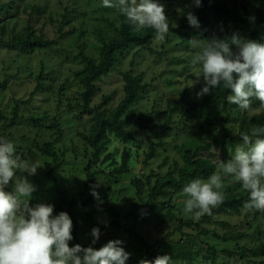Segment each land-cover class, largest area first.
<instances>
[{"label": "rangeland", "instance_id": "obj_1", "mask_svg": "<svg viewBox=\"0 0 264 264\" xmlns=\"http://www.w3.org/2000/svg\"><path fill=\"white\" fill-rule=\"evenodd\" d=\"M205 1L212 13L209 24L181 35L177 32L180 12L193 7L192 0H159L169 19L166 39L158 41L154 34L148 47L122 51L116 66L94 82V95L86 104L81 96L84 64L77 58L78 53L82 47L87 56L98 60L100 39L116 34L121 15L104 8L101 0H0V4L8 5L0 14V136L15 143L22 159L39 163L37 174L29 177L37 186L30 203H51L54 214L64 211L70 215L71 246L83 247L92 241L91 229L98 227L100 238L91 246L98 249L119 239L130 253L128 261L139 264L165 254L171 257V264H191L186 260L189 255L181 258L183 250L193 252L192 264H264V248L260 249L264 245V215L242 208L237 213L212 210L211 215L197 218L183 212L182 192L150 198V189L158 178L168 174L177 178L174 169L182 163L180 146L193 141L189 127L200 120V116L193 121L181 118L175 104L184 91L197 97L202 84L199 66L191 63L199 49H193L189 41L204 43L221 34V23L211 7L215 0ZM225 1L244 16L246 0ZM32 6H39L40 13L32 11ZM64 16L67 21L61 24ZM27 24L43 39L61 35L63 39L55 46L35 51L15 44L7 46L9 39L20 35ZM125 73L142 75L144 91L120 116L125 138L107 133L108 141L90 167L96 178L85 190L86 167L93 160L87 139L93 117L97 112L108 115L117 108L124 97ZM37 86L39 90L32 94ZM107 97L110 99L104 101ZM228 110L232 117L226 124L230 137L238 130L242 117L248 121L252 116H264V108L256 100L248 111L229 104ZM11 120L14 122L9 126ZM240 143L235 141L227 149L212 147L202 157L214 165L213 173L219 174L217 158L230 159ZM151 144H160L156 146L157 156L146 159ZM48 149L56 153L55 159L45 152ZM124 153L128 156L127 168L119 173ZM92 190L98 193V199L91 195ZM242 190L233 178L223 180V192ZM62 201L60 209L57 206ZM235 233H241L240 239L217 238ZM165 244L174 246L176 252L170 254ZM210 248L216 256H211ZM243 249L244 256L238 255Z\"/></svg>", "mask_w": 264, "mask_h": 264}, {"label": "clouds", "instance_id": "obj_2", "mask_svg": "<svg viewBox=\"0 0 264 264\" xmlns=\"http://www.w3.org/2000/svg\"><path fill=\"white\" fill-rule=\"evenodd\" d=\"M202 0H192L196 8ZM104 8L123 15L134 31L152 29L155 39L163 42L169 31V19L159 0H101ZM191 27H199L198 18L185 13ZM255 20V17H250ZM193 39L189 44L199 49L191 63L199 66L203 86L197 97L227 89L229 105L248 111L256 100L264 108V43L242 38L238 33L223 38ZM223 108V104L218 105ZM241 143L236 145L230 159L217 158L219 174L206 180L192 179L182 188L185 197L183 212L199 217L211 215L224 200L223 180L239 182L248 194L243 207L248 212H264V127L237 130ZM40 165L26 161L18 154L15 143L0 136V264H126L130 253L123 241L110 240L100 248L69 246L73 240V221L67 212L54 214V205L46 202L31 204L37 186L29 179ZM94 198H99L95 190ZM107 226V224H105ZM92 245L100 238V229H91ZM140 264H171L167 254Z\"/></svg>", "mask_w": 264, "mask_h": 264}, {"label": "trees", "instance_id": "obj_3", "mask_svg": "<svg viewBox=\"0 0 264 264\" xmlns=\"http://www.w3.org/2000/svg\"><path fill=\"white\" fill-rule=\"evenodd\" d=\"M7 6L0 4V14ZM211 7L214 15L221 23L218 27L221 34L215 37L223 38L226 37L225 35H232L235 32L247 40L264 43V0H246V5L243 7V17L239 15L235 5H230L229 2L225 0H215ZM31 8L32 11L36 13H40L41 11L39 6H32ZM208 10L209 5L205 0H202L199 8L193 6L191 8L185 7L182 9L180 12V26L177 32L181 35H187L188 32L207 26L212 15ZM188 11H191L198 18L199 27L189 26L185 16V13ZM249 12L253 14L250 15ZM250 17H255V20H251ZM66 21V17L64 16L60 23L64 24ZM59 31L62 34V29ZM154 34L152 29H145L142 31L132 30L126 18L121 15L119 25L116 27V34L109 39H100V57L98 60L87 56L81 47L77 58L84 64L83 77L81 78V84L84 86V91L81 96L84 102L88 104L91 101L94 95V82L100 80L102 76L107 75L110 70L116 66L119 62V54H121L122 51H126L130 47H137L139 49L148 47L154 38ZM61 39H63V35L57 39H43L30 24H27L21 34L11 37L6 45L15 44L20 49L35 51L46 49L53 45L55 46ZM123 80L124 97L119 102L117 108L108 115L97 112L93 117L94 125L90 135L87 137L93 150V160L90 161L86 167L85 174L88 181L85 184V190L96 178L95 173L90 172V167L95 163V160L98 159L99 154L103 151L104 145L108 141L107 133H114L116 136L125 138L126 134L123 129L124 121L120 120V116L130 105L135 103L137 98L144 91L142 75L133 76L130 73H125L123 75ZM202 86L203 81L201 87ZM38 88L37 86L32 94H35L39 90ZM228 95H230V92L222 87L214 90V93L201 96L200 99L189 96L186 91L180 95L175 107L177 108V106H179L178 111L181 118L193 121L200 116V120L189 127V134L193 141L180 146L182 163L174 169L177 170V178L172 174L158 178L155 185L150 189V198H155L160 195L165 196L167 192H182L183 186L190 180L209 177L214 172V165L208 159L202 157V155L209 152L212 147L227 149L232 143H235V141H240L239 137L236 135L230 137L229 132L226 130V124L232 120L226 100ZM109 99L110 97H107L104 101ZM221 104H223V108L218 107V105ZM16 110L17 108H15V111ZM129 115L132 116L133 114L129 113ZM13 122L14 121L11 120L8 125L11 126ZM254 126L264 127V116H252L248 121L242 117L239 122L238 130L246 131ZM158 145L151 144V146H149L146 159L155 158L157 156L156 146ZM45 152L53 159L56 158V153L54 151L48 149ZM166 161L167 159L163 161V164H165ZM127 163L128 156L124 153L121 168L118 169L119 173L125 172ZM147 184H149V179L147 180ZM140 192V188H138L137 193L139 194ZM82 194H84V192H82L81 195ZM247 199L248 194L244 190L239 192H224L223 202L213 210L218 212L237 213L244 208L243 205ZM61 204H63V201L58 203L57 207L60 209L63 207ZM254 213L256 215H264V212ZM240 237L241 233L222 237L217 236L219 240L223 241L229 239L237 240L240 239ZM91 242L90 240L87 244L83 245V247L86 248L91 246ZM160 243L159 241V244ZM156 245H158V243L152 245L151 248H154ZM165 248L170 254L176 252L175 247L170 244H165ZM262 248H264V245L260 247V249ZM244 253L245 250L243 249L237 254L244 256ZM191 254H193L192 251L183 250L181 258H186L187 255H189L186 260L192 264ZM211 256H216V252L213 249H211ZM126 264H139V262L127 261Z\"/></svg>", "mask_w": 264, "mask_h": 264}, {"label": "built area", "instance_id": "obj_4", "mask_svg": "<svg viewBox=\"0 0 264 264\" xmlns=\"http://www.w3.org/2000/svg\"><path fill=\"white\" fill-rule=\"evenodd\" d=\"M69 246H71V245H69Z\"/></svg>", "mask_w": 264, "mask_h": 264}]
</instances>
